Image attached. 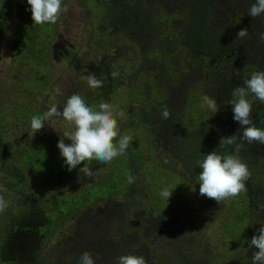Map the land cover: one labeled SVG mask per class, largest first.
Instances as JSON below:
<instances>
[{"label":"trees","instance_id":"trees-1","mask_svg":"<svg viewBox=\"0 0 264 264\" xmlns=\"http://www.w3.org/2000/svg\"><path fill=\"white\" fill-rule=\"evenodd\" d=\"M254 2L97 0L100 19L89 33L91 38L98 36L100 41L107 40L106 49L102 47V42L99 48L103 54L100 68L105 72V89L119 86L124 76L122 68L126 64L132 65L136 54L139 64L133 67L134 74L129 79L140 78L143 86L139 91V102L125 108L132 123L145 128L147 137L144 143L155 151L157 160L162 164L160 168H169H166L169 175L164 180H171V177L174 180L157 183L155 178L151 180L152 187H146L144 175L139 170L145 160L144 149L130 150L124 159L123 156L116 158L122 161L121 165L116 164L122 166V173L117 171L118 166L113 169L107 164L92 161L89 166L93 171L102 170L93 177L95 180L85 179L83 173H67L63 169L60 173L51 170L42 178L39 170L32 171L37 167L38 159L31 155L41 158L38 150L44 148V160L64 161L59 148L49 149L47 146L56 142L57 136L51 134L47 127L32 136L31 118L42 115L45 110H31L33 106L23 107L22 110L18 108L15 115L24 121V125L14 139L7 142L0 131V193H5L10 205L4 213H0V264H42L37 259L39 250L44 249L55 234L67 236L60 244L52 246V251L60 248L54 256L55 263L61 258L68 260L71 257L68 249L74 248L77 254L73 258L75 260H69L70 263L77 262L80 255L88 251L94 256L99 254L100 259L108 257L116 260L120 255L131 254L143 256L147 264H208L207 254L201 251L198 244L188 246L181 240L182 253L178 257L168 256L171 259H157L150 244L161 240H168L162 243L171 241L177 244L180 235L188 237L189 231L183 233V226L193 221L188 212L190 205L177 208L172 205H179L182 197L190 199L194 195L185 191L186 184L199 190L198 176L202 169L197 161H202L206 154L214 150L224 154L234 152V146H220L221 138L235 135L240 130L239 122L233 119L232 105L228 102L237 86H242L254 71L264 70V41L260 39V33H264V15L255 18L248 15ZM8 3L11 5L10 1ZM7 8L0 5V41L7 22L14 18ZM21 14L19 11L14 18L16 28L18 19L22 20L12 51V60L16 65L10 68L5 89L18 83L19 65L26 64V55L35 59L33 70L36 65L42 68L52 56L51 46L36 45L37 41L29 29L33 24H24L27 18ZM236 14L243 16L244 28L249 31L243 39H237V33L244 28H235L231 22ZM29 15H32L31 12ZM43 26L47 30L52 27L51 24ZM50 31L55 32L53 28ZM122 62H125L124 66ZM37 70L32 71L31 81L41 87V79H45L47 74ZM116 70L120 75L113 79L111 73ZM197 84H203L204 93L216 99L219 111L210 112L207 119L196 122L195 126L194 121L186 116L190 104L187 101ZM105 89H99L100 93ZM81 93L87 104L93 105L87 92L82 89ZM134 95V92L128 94L130 99ZM10 103L13 109L20 105L12 99ZM3 104L4 97L0 99V115L4 114ZM164 105L170 109L169 119L162 118ZM252 115L256 127L264 130V104L254 100ZM18 141H22L24 147L17 155L24 156V160L17 159L19 156L15 159L10 154V148ZM240 156L251 171V178L246 182V199L251 210L247 229H251L253 223L264 222V212L259 208L264 204V144L244 142ZM25 160L31 162V169L22 164ZM129 174L136 177L132 184L128 183ZM77 177L88 183L82 189L57 195L68 199L58 205L57 196H52L53 193L47 190L73 183ZM53 182L55 184L52 185ZM174 186L177 187L171 188ZM165 187L173 189L169 200L160 195ZM177 197L178 203L172 202ZM224 203L208 198L204 202L206 220H203L215 222V214ZM71 221H76V230L69 235L63 233L66 222ZM247 243L250 245L249 241ZM61 246L67 247V250ZM179 258L183 260L178 262Z\"/></svg>","mask_w":264,"mask_h":264},{"label":"rangeland","instance_id":"rangeland-1","mask_svg":"<svg viewBox=\"0 0 264 264\" xmlns=\"http://www.w3.org/2000/svg\"><path fill=\"white\" fill-rule=\"evenodd\" d=\"M8 1L11 2V5ZM63 3L65 10L59 21L47 30L44 26L34 25L32 15H29L31 11L27 0H0V5L3 4L8 7L7 9L9 11L11 10L10 13L12 14V17L15 18V15L21 11L22 17L27 18V21H24L23 23L28 25L31 22L33 24L29 27V29L37 41L36 45L41 43L42 45L51 46L52 51L51 59H49L42 68L38 65L35 66L38 69L37 71L41 74H43V71L47 74L45 79L43 77L41 79V87H38L35 82L31 81V73L36 69L34 68L33 70L35 59L26 55L24 57L26 64L21 63L19 65L20 71L17 75V79L19 80L17 81L18 83L10 84V87L5 89L8 86L7 75L11 71L10 68H12L13 65H16L12 60V51L16 41L15 34L22 18L18 19L17 28L15 19H9L10 22H7L8 26L5 27L0 41V99L4 97L5 100V104H3L4 114L0 115V131L4 134L6 141L10 143L14 139L17 132L24 125V121L16 117V109L19 108V110H22L23 107L33 106L34 108L31 110L47 111L49 110L51 104L55 103L61 108V110H63L62 107L65 104V101H67V99L74 93H78L82 96V90L80 89L85 86L83 90L87 92L88 97L90 96L91 100H93V105H96L97 108L101 102H109L118 110L125 113V116L118 120V125L121 129L122 135L127 134L132 137V142L126 152L130 150L139 151L144 149L142 152L145 156V160L142 168H139V170L140 173L144 175L143 177L146 182V187L151 188V180L155 178H157V183H166L174 180L173 177H171V180H164L165 177L169 175L168 171H166L169 168H160L162 167V164H160V161L157 160L158 158L156 153H154L155 151L149 146H146L144 143V139L147 137L145 134V128L140 124L132 123L131 117L128 115L129 113L125 108L126 105L139 102L137 99L139 94H141L139 91L143 86V82L140 78L137 80L129 79L131 74H134L133 67L139 64L137 55L134 54L135 60L132 65L126 64V66L122 68L124 76L120 79L119 86H110L105 89L106 83H104V86L101 88H89L83 77L92 72L88 73L86 66H89L93 62L95 64L103 63V54L99 51L100 42H102L103 48L107 47V44L105 43L107 40L100 41V37L98 36L91 38V33H89L92 31L93 26L98 24L101 10H99L97 0H63ZM231 22L235 28L245 27L243 16L241 14L234 15ZM84 24H86L85 27ZM51 28H53L55 32L50 33ZM64 44L68 46L67 50H64L61 47ZM53 48L56 50L54 54ZM122 65L124 66L125 62H122ZM39 76L40 75L37 77ZM102 76L97 75L98 78L105 81L106 79H104V77L101 78ZM204 88L203 84L195 85L187 101H190V104L188 106L186 117L192 119L194 124L198 121H204L207 117H209V113L212 112L207 107H201L202 98L206 95L203 91ZM57 89H59V92H57ZM99 89L105 90L100 93ZM132 92H134L135 95L133 99H130L128 94ZM11 99L13 102H17L20 105L13 109L11 105L12 102L10 103ZM44 104L46 106H43ZM135 121L136 119H134V122ZM45 127H47L51 134L57 136V141L48 144L47 146L49 149H57L58 141L61 138L60 136L66 129L71 128V125L63 120H54L51 122V125L46 123ZM44 143L46 144V142ZM66 143L71 142L66 140ZM23 147L24 144L22 141L14 142V147L10 148V154L15 159V156H19L17 159L24 160V156L21 154L17 155L19 151H23ZM43 149L38 150L41 158L37 155H31L38 159V162L36 163L38 168L34 167L32 171L37 172V170H39L42 178L51 170L56 173H60L63 169L67 173H76L84 166V163L82 162L76 169L68 171L64 161L44 160L45 151ZM126 152L121 155L123 156V159L126 157ZM143 155L142 157L144 158ZM121 156H118V158L120 159ZM61 159L64 160L62 157ZM119 159L114 158V160L107 165L110 168L113 167V169H115L116 166L122 164V161ZM17 164L20 165L21 161ZM22 164L29 169L32 168V164L28 160H25ZM116 169L119 173L123 172L122 166H118ZM85 179H87V177ZM95 179L96 178H91L90 180L92 181ZM84 180L77 177L73 183H66L60 188L55 186L51 187L47 190V192L53 193L52 196H57L60 193L68 192L69 190L82 189V187L88 183ZM51 184L53 185L55 182ZM176 187L177 186L171 188ZM185 191L194 195H192L190 199H188L187 196L182 197V201L179 205L172 206L177 208V206L188 207L187 205H190V207H188L190 208L188 209V212L190 213L193 221H190L189 224L183 226L185 229L183 233L189 231L188 237L180 235L181 238H179L180 236L178 237L177 244L171 241L162 243L168 240L151 243L150 247L153 250L155 257L157 259H160L161 257L171 259L168 256L178 257L180 255L179 253H182L180 250L182 246L180 243L182 240V242H184V244L187 243L188 246L198 244L201 251L207 254L206 257L208 264H227L225 261L232 264H247L251 260L253 252L258 250L256 248L252 249V246H250L247 241L250 243L251 238L258 233V229L264 226V222L253 223L251 225V229H247L249 225L248 218L249 221L251 219V210L249 209L248 200L246 199V192H242L236 199H229L226 201L224 206L220 207L221 209L216 212V221L212 223L204 221L206 220L204 217V202L208 200V198L206 196H201L199 194V190L195 189L190 184L185 185ZM2 192H6V190H2ZM146 193H149V191ZM178 199L179 197L173 199L174 201L172 200V202L178 203ZM64 200L68 199L64 197H56V201L59 203L58 205H60V203ZM168 207H170V205ZM75 222L76 221L66 222L67 224L63 233L68 235L73 234L74 230H76ZM228 232L233 234V236H231ZM66 238L67 236L55 234L47 243V246L44 249L39 250L37 255L38 261L42 264H78V261L71 263L69 261L70 259L75 260L73 258L77 253L74 248L68 249V253L71 255L68 260L61 258L57 263H55L54 256L60 251L58 250L60 248L56 251H52V246L58 245V242L60 244L61 240H65ZM63 248L64 250H67V247ZM147 248H149V246H147ZM177 260L179 262L183 259L179 258ZM115 262L116 260L108 257H103L102 259L97 260V264H115Z\"/></svg>","mask_w":264,"mask_h":264},{"label":"clouds","instance_id":"clouds-1","mask_svg":"<svg viewBox=\"0 0 264 264\" xmlns=\"http://www.w3.org/2000/svg\"><path fill=\"white\" fill-rule=\"evenodd\" d=\"M27 3L30 5L34 25H55L65 10L63 0H27ZM248 15L252 18L264 15V0H255L248 10ZM248 35L247 28L241 29L237 33V39H243ZM260 39L264 41V33H260ZM119 75L118 70L111 73L113 79ZM83 79L92 89L101 88L105 83L96 73H90ZM254 100L264 104V70L254 71L250 78H246L242 86H237L233 90L232 99L228 102L232 105L233 119L239 122L240 130L235 135L221 138L220 146H234L233 154L218 153L214 150L206 154L202 161H197L202 169L198 176L199 194L214 199L219 204L236 199L242 192L247 191L246 182L251 178V171L240 156L244 142L264 144V130L256 127L253 120ZM201 107H207L214 113L219 111L216 99L207 94L202 98ZM62 109L61 111L60 107L53 103L42 115H34L31 118L30 134L34 136L46 123L51 125L54 120L68 122L71 128L66 129L58 141L60 155L68 171L76 169L83 162L84 166L79 172L89 178L96 177L102 170L93 171L89 166L90 162L109 164L129 148L132 137L122 135L118 125V120L122 119L125 113L111 103L101 102L98 108L96 105L89 106L84 97L74 93L67 99ZM170 117V109L164 105L162 118ZM65 139L71 143H65ZM127 179L129 184L136 181V177L131 174ZM172 192L173 189L165 187L160 195L169 200ZM9 206L5 195L0 193V213H4ZM259 208L264 212V204ZM250 246L258 249L252 254V264H264V226L251 238ZM98 259L99 254L94 256L85 251L80 255L78 264H97ZM115 264H147V260L143 256L127 254L118 256Z\"/></svg>","mask_w":264,"mask_h":264},{"label":"flooded vegetation","instance_id":"flooded-vegetation-1","mask_svg":"<svg viewBox=\"0 0 264 264\" xmlns=\"http://www.w3.org/2000/svg\"><path fill=\"white\" fill-rule=\"evenodd\" d=\"M57 47V46H56ZM55 47V48H56ZM64 50H67V45L66 44H64V45H62L61 46ZM55 48H53V54L55 53ZM95 63L93 62L92 64H90L89 66H86V68H87V72L89 73V72H92V73H96L97 75H100V76H102L103 74L105 75V72L104 71H101V66H102V64L103 63H100V64H95ZM100 65V66H99ZM101 67V68H100ZM103 73V74H102ZM103 75V76H104ZM103 76L101 77V78H103ZM82 89H84V87H82ZM82 89H80V90H82ZM249 262H251V260L249 261ZM252 263V262H251Z\"/></svg>","mask_w":264,"mask_h":264}]
</instances>
